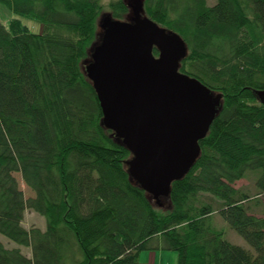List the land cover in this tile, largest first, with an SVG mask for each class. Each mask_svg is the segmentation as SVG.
<instances>
[{
  "label": "trees",
  "instance_id": "1",
  "mask_svg": "<svg viewBox=\"0 0 264 264\" xmlns=\"http://www.w3.org/2000/svg\"><path fill=\"white\" fill-rule=\"evenodd\" d=\"M140 1L142 16L183 39L178 72L220 98L199 155L159 206L103 125L83 63L103 8L128 20L129 1L0 0L41 25L0 22V236L16 245L0 241V264H138L149 249L176 252L177 264H264V0ZM250 173L255 192L235 188ZM28 210L44 230L24 226ZM216 217L254 252L226 240Z\"/></svg>",
  "mask_w": 264,
  "mask_h": 264
},
{
  "label": "water",
  "instance_id": "2",
  "mask_svg": "<svg viewBox=\"0 0 264 264\" xmlns=\"http://www.w3.org/2000/svg\"><path fill=\"white\" fill-rule=\"evenodd\" d=\"M128 20L101 18V42L85 72L102 109L105 128L131 152L130 176L161 206L172 182L191 168L214 119L219 97L196 78L178 72L183 39L141 15L127 0ZM158 50V55L152 52ZM264 104V89L256 92Z\"/></svg>",
  "mask_w": 264,
  "mask_h": 264
},
{
  "label": "rangeland",
  "instance_id": "3",
  "mask_svg": "<svg viewBox=\"0 0 264 264\" xmlns=\"http://www.w3.org/2000/svg\"><path fill=\"white\" fill-rule=\"evenodd\" d=\"M104 3H108V0H105ZM208 5L211 7L212 5L215 4V0H207ZM109 12L107 7L103 8V11L99 17V20L101 19L102 15L106 14ZM18 18L21 20L22 24H24L26 27L29 28V30L34 33L38 34L41 31V25L40 23L30 20L28 18L24 17H19L14 14H12L10 11L6 10L4 7L0 5V22L5 23L10 20V18ZM98 24V23H97ZM101 26L100 24H98ZM90 54V50H89ZM83 68H86V65L83 63ZM254 176L250 173V175L243 180L237 181L234 186L235 188H246L250 193L255 192L254 188ZM22 189L24 190V194L26 198L33 196L32 192L26 188L24 185L21 186ZM24 226L29 229L31 227H37L41 230H44L46 227V222L44 217L33 213L32 211H26L24 214ZM217 221V224L215 226L219 229H222L224 231V238L231 242L232 244H235L237 246H240L246 250H250L254 252L253 248L242 238L240 237L234 230L230 229L229 226L223 221L216 217L215 218ZM0 241L5 245L4 247L12 248L16 246L14 243H11L7 239L3 238L0 236ZM23 253L26 254V256H30V249L21 247ZM177 253L174 251H168L164 249H149V250H144L140 253L139 255V261L138 264H177Z\"/></svg>",
  "mask_w": 264,
  "mask_h": 264
}]
</instances>
